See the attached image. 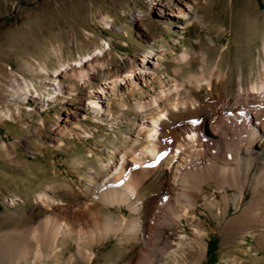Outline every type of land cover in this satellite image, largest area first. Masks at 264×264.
<instances>
[{
    "label": "bare ground",
    "instance_id": "obj_1",
    "mask_svg": "<svg viewBox=\"0 0 264 264\" xmlns=\"http://www.w3.org/2000/svg\"><path fill=\"white\" fill-rule=\"evenodd\" d=\"M200 3L206 1L147 0V7L160 26L184 31L204 24L194 10ZM132 17L147 27L157 26L143 20L140 11ZM173 50L142 52L113 71L110 51L102 46L55 71L32 69L56 81L54 92L64 96L62 101L75 96L78 102L77 108L65 109L62 125L55 124L49 146L57 150L67 144L68 134L83 142L94 139L91 129L99 132L101 125L91 122L89 112L100 123L129 115L130 129L127 137H119L123 144L109 140L108 160L100 154L92 164L93 151L76 160L87 165L79 175L87 184L65 188L81 197L80 203L56 199L48 191L35 195L41 220L0 232V264H94L95 248L111 239L117 240L120 257L131 252L125 264H201L208 257L211 231L202 215L216 220L221 234H243L237 247L250 257L264 250V43L256 70L250 69L254 80L246 82L241 74L231 95L219 89L230 77L219 64L208 74L190 73L186 80L176 76L193 58L206 62L208 55L199 56L194 48L177 56L176 75L164 71L162 58ZM12 99L27 105V117L51 102L26 80L12 89ZM21 109L3 111L0 118L21 120ZM163 152L168 155L157 161ZM112 207L129 215H113ZM249 235L256 240L253 249L245 247ZM241 261L233 263L245 264Z\"/></svg>",
    "mask_w": 264,
    "mask_h": 264
},
{
    "label": "rangeland",
    "instance_id": "obj_2",
    "mask_svg": "<svg viewBox=\"0 0 264 264\" xmlns=\"http://www.w3.org/2000/svg\"><path fill=\"white\" fill-rule=\"evenodd\" d=\"M205 1L206 4H194L204 24L196 23L180 31L160 26L149 13L147 0H0V113L6 110L14 113L15 107L20 106L24 116L15 121L0 118V232L35 226L42 215L34 199L43 191L56 199L80 203L82 198L73 197L72 190L65 188L67 184L75 188L87 184L85 178L79 181L87 165L84 163L82 167L76 160L91 155L90 151L94 155V159H90L92 164L96 165L95 158L100 154L108 160L106 149L108 145L113 146L109 140L123 144L119 137H127L130 129L129 115L117 116L112 123H100L89 112L91 122L101 125L99 132L92 125V129L83 125L96 133L94 139L83 142L68 134L64 137L67 144L57 150L49 146V141L55 137V124L62 125L65 109L77 108L78 102L75 96L62 101L64 96L54 92L56 81L36 72L40 66L55 71L104 46L110 51L112 65L109 68L117 71L133 56L151 52V49L168 48L174 50L166 52L161 62L164 71L176 75L177 56L186 48H194L199 56L205 53L208 58L206 62L200 57L191 59L176 75L181 80L198 71L208 74L207 71L218 64L223 72L230 74L219 86L225 95L237 90L241 74L246 82L254 80L250 69L256 70L259 50L264 43V0ZM139 11L143 20L157 26L150 28L134 21L132 14ZM169 26L175 24L169 23ZM23 80L33 81L37 91L51 100L49 107L31 117L26 116L27 105L12 99V89L16 90ZM70 138L72 142L68 144ZM154 191L153 188L150 196ZM111 210L116 216L129 215L124 208L122 214L114 207ZM235 214L232 206L230 216ZM201 217L208 220L211 230L206 238L208 257L201 264H235L237 259L245 264H264L263 249L252 253L253 257L238 249L243 234H221L216 220ZM255 245V238L249 235L246 249H253ZM116 246V239L97 246L98 258L94 264H125L124 258L132 257L131 252L122 258Z\"/></svg>",
    "mask_w": 264,
    "mask_h": 264
},
{
    "label": "snow or ice",
    "instance_id": "obj_3",
    "mask_svg": "<svg viewBox=\"0 0 264 264\" xmlns=\"http://www.w3.org/2000/svg\"><path fill=\"white\" fill-rule=\"evenodd\" d=\"M193 123H195V121H193ZM167 155H168L167 152L161 153L160 156L157 157V161L164 159ZM149 166H151V165H149ZM135 167H139V165H135Z\"/></svg>",
    "mask_w": 264,
    "mask_h": 264
}]
</instances>
